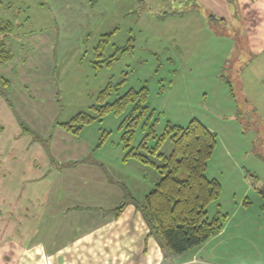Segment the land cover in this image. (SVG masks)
<instances>
[{
	"label": "rangeland",
	"instance_id": "obj_1",
	"mask_svg": "<svg viewBox=\"0 0 264 264\" xmlns=\"http://www.w3.org/2000/svg\"><path fill=\"white\" fill-rule=\"evenodd\" d=\"M210 1L0 0V22L12 23L10 32L0 33V41L12 54L0 63V126L5 127L0 136V264L60 262L62 257L51 261L43 251L65 244L50 238L48 223L54 219H47L51 210L47 208L67 203L94 209L96 202L104 200L98 197L102 190L91 188L89 172L95 166L108 183L121 188V198L110 206L126 201L122 222L99 226L98 214L87 216L73 233H84V242L73 243L70 253L62 255L66 264H127L122 249L130 244L123 238L131 228L127 226L132 216L129 206H135L130 195L140 200L159 178L155 166L135 158L123 160L122 122L132 114L133 103L94 118L77 135L66 132L72 140L92 143L84 158L74 163L62 162L60 151L56 154L49 148V154L54 153L49 164L44 146L25 145L40 134L62 142L56 129L66 130L59 122L78 112L95 116L93 105L113 102L143 85L148 88L146 103L152 114L137 119L131 146L143 139L148 146L154 145L167 122L186 125L196 118L214 131L217 139L207 176L221 183L217 204L220 201L224 212L235 213L223 242L213 245L218 256L211 257L222 264H264V94L247 95L242 82L262 55L254 56L243 12L237 13L241 1L230 0L228 11L224 4ZM212 12L218 17H210ZM219 14L228 15L222 20ZM255 20L264 33V17L262 22ZM263 35L256 33V37ZM103 89H109L105 101L99 99ZM10 102L13 109L6 104ZM40 107L50 109L32 119L28 108ZM23 124L38 133L21 130L13 144V134ZM171 148L172 141L167 139L160 150L168 153ZM151 160L158 161L153 156ZM245 191L243 200L250 201L249 207H236L235 201L242 200ZM217 204L208 206L209 216ZM106 213L105 218L119 216L114 210ZM116 229L124 241L114 235ZM135 243L144 246L142 252L146 249V238ZM137 246L133 245L132 253L139 251ZM161 255L159 264H176L179 254L171 263L164 260L162 251ZM127 261L143 264L136 257Z\"/></svg>",
	"mask_w": 264,
	"mask_h": 264
},
{
	"label": "trees",
	"instance_id": "obj_2",
	"mask_svg": "<svg viewBox=\"0 0 264 264\" xmlns=\"http://www.w3.org/2000/svg\"><path fill=\"white\" fill-rule=\"evenodd\" d=\"M11 29L10 21L0 22V33L5 35ZM11 55L10 49L1 40L0 63L7 61ZM108 90H102L100 100L105 101ZM147 95L148 88L145 85L139 89H129L113 102L93 105L95 116L88 112H78L68 121L59 122V125L76 135L94 118L101 119L108 111L117 113L128 102L133 103L132 114L122 122V142L126 151L123 160L135 158L140 162L149 163L155 166L159 178L140 200L130 195V201L145 219L148 225L147 234L156 237L164 260L171 263L175 255L218 233L227 219L228 213L223 212L217 204L221 195V183L214 177H208L206 172L217 135L201 121L192 118L186 125L167 122L152 146H148L144 139L137 146H131L137 119L144 113H149ZM151 114L152 112L149 113ZM150 128L152 136H155L153 124ZM22 130H27L25 124ZM167 139L172 141V148L168 153H164L160 149ZM152 156L158 161L151 160ZM215 202V213L209 216L208 206ZM125 203L126 201H121L112 208L116 215L121 212Z\"/></svg>",
	"mask_w": 264,
	"mask_h": 264
},
{
	"label": "crops",
	"instance_id": "obj_3",
	"mask_svg": "<svg viewBox=\"0 0 264 264\" xmlns=\"http://www.w3.org/2000/svg\"><path fill=\"white\" fill-rule=\"evenodd\" d=\"M190 1H194V3H196V1H199V0H190ZM201 1L205 2L207 4L211 3L210 0H201ZM212 1L214 2V0H212ZM239 1H241V6H240V4H237V7H236L237 13H238V10H240L241 13L243 12L242 18L245 20V21L243 20L244 27H245L247 34L249 35V38L251 41L250 45L252 48L255 49V52H256V54L254 56L262 55L256 59L257 60L256 65H254L252 67V69L248 72L247 76L242 77V82H243L244 87L246 86V88H247V92H248V93L246 92L247 95L257 94V95L263 96L264 89L259 87L258 84L261 82L262 83L261 85H264V55H263V52H264V35L260 36V37H256V33L260 34V35L264 34V33H261L262 29H259V27H258V26H260V24L255 19H258L262 22V18L264 17V13L263 14H259V13L264 12V0H237L238 3H239ZM215 2H217L219 4L220 3L224 4L225 9L228 11V7H229L228 4H229L230 0H215ZM229 10H230V8H229ZM231 12H230V14L233 15V11H231ZM228 14H219V17H221L219 19H222V20L225 19L224 17H227ZM245 14H246V17H249L248 19H245ZM209 16L212 18L218 17V15H216L214 13L210 14ZM255 26H256V28H255ZM253 35H255V38ZM254 61H255V59H254ZM245 72H247V70ZM6 104H8V106L11 109H13L12 102L6 103ZM13 105H14V102H13ZM0 107H3V102L1 101V99H0ZM14 108H15V105H14ZM28 109L35 113V114L34 113L32 114V112H30V114L32 115V119H33L34 117H36V113H40V111L46 112V110L47 109L49 110L50 108L40 107V109H30V108H28ZM29 119H30V121L32 120L30 117H29ZM33 127H37V125L35 124V125H33ZM50 127H51V125H50ZM57 127H58V125H57ZM59 128L56 130H57V132H59V134H60L59 139L60 140L62 139L63 140L62 142L57 140V139H54V138L52 139V137L50 135L48 136V134L44 135L45 138H42L43 135L40 134L39 135L40 138H39V136L37 135L38 132L36 133L35 131H33L34 128L27 127V130L36 134L37 137L35 135H33V137L35 139L30 137L29 141L25 145V148H28L31 144L36 145V146H39V145L44 146L47 153H48L49 164L51 163L50 158L54 157V155H53L54 153L49 154V151H50L49 148L51 149V151L55 152L56 154H57V151H60V152H58V155H62V162L67 161L69 163L70 162L72 163V161H76L77 159L84 158V155L87 154L90 147L92 146V143H90V142H88V140L86 141L84 139L72 140V139H70L71 137L66 133L67 132L66 129H64L66 131H63L62 129H59ZM4 129H5V127H2V125H1L0 126V136H1L2 132H4ZM21 130H22V127L18 126V129L16 130L15 134H13V140H12L13 144H17L16 142L20 139ZM41 131H44V130H41ZM69 133H71V132H69ZM55 138H57V136H55ZM43 139H44V141L45 140L46 141L44 142ZM49 141H51V143ZM37 148H39V147H37ZM31 160H32L31 161L32 164L34 166H36V162H37L36 159L32 157ZM62 162H61V164H62ZM95 168H96L95 171L92 170L89 172L90 173V179L92 181L91 182L92 183L91 188L95 189V190L100 189V191L102 190V192H100V195L98 197H100L104 200H100V202H96V203L94 202L95 204H97V206L94 209L89 208V206L84 208V207L77 205V204L75 205V204H67V203L62 204L60 206H51L50 205L47 208V209H51L50 211H53V212L48 211L47 219H49V220L54 219L53 222L48 223L50 225V230H51L50 238H53V239L57 238V240L60 239V241H58L60 243L62 241L65 242V244L57 247L53 251L46 252V250L43 249V251L45 252V255L51 261H54L55 259H57V257H59V258L62 257L64 259L65 256H63L62 254L70 253L71 249H68V248L73 243L84 242L82 239V235L84 233L82 235H74L73 233L75 231L74 227H76L78 224H81L83 220H86L85 218L87 216L94 218V216H92V215H94L95 213L98 214L99 217H96V219L102 218V221H101L99 226L105 225L107 223L109 226V223H111V222H115L117 225V223L122 222L121 217H122V213H124L123 211L121 212V214H119V216L116 219H114V217H111V215H108L106 218L104 217V215H107V213L104 214V211L112 210V208H114V207L110 206L111 203L113 201H118L121 198V196H122L121 195L122 193L120 192L121 188L118 186L117 183L115 185L108 183L107 179L103 178L105 176H104L101 168H98L97 166H95ZM83 172L85 174L86 170H84ZM93 185H96V187H94ZM245 193H246V191L241 194V197L243 196L242 200L240 199L237 202L235 201L236 207H238L239 205L244 206L246 208L249 207L250 201L248 199H246L247 201L243 200L244 197H246V195H244ZM54 199H57V198H54ZM100 203H102L103 205ZM130 205H131V203H130ZM218 205H219L220 209L224 212V210H223L224 206L222 203H220V201H219ZM129 207H130V210L132 211V216H131V218L128 219L129 224H127V226H131L130 233L128 235L123 234L125 228L122 232L123 238L127 237V240L130 241L129 242L130 244L126 245L125 249L124 248L122 249L123 250L122 256L124 257V261L127 264H130L127 261V259L130 257L131 258L136 257L137 259L141 260V262L143 264H159L161 261L162 255H161V250L159 248L158 243L156 242L155 237L147 235L148 226L145 223V220L143 219L139 210H137L134 205L129 206ZM261 207H262V209H264V205H262ZM225 212L228 213L229 211H225ZM234 213H235V211L228 213L227 219L224 221L223 227L221 228V230L218 233L209 237L207 240H205L201 244L196 245V246L182 252L181 254H179L176 258V264H222L221 262H217L216 260H213V258L211 257L213 255L218 256L216 253L214 254L213 245L216 244V242H221V243L223 242V235L225 234L227 228L231 224V220L233 219ZM241 223H242V220L240 219L236 223V226H239ZM48 224H46V225H48ZM53 226L55 227V229H52ZM107 232H111V230H107ZM113 232H114V235L118 238V240L124 241L119 236L117 229L113 230ZM135 234L137 235L136 238L134 237ZM145 238H146V246H145L146 249H144L142 252V248H144V246L142 247L141 244H139V247H138L135 242L140 241L143 243V240H145ZM53 239L51 240V244H50L49 248H51L52 245L54 244ZM133 245L137 246V250L139 248V251H134V253H132ZM207 251H208V253H207ZM62 258L59 259V261H60L59 263H57L56 260L54 262L56 264H66V260L65 259L63 260ZM114 258H115V256H114Z\"/></svg>",
	"mask_w": 264,
	"mask_h": 264
}]
</instances>
